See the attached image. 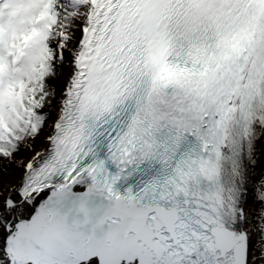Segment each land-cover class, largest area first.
Instances as JSON below:
<instances>
[{
  "label": "snow or ice",
  "instance_id": "snow-or-ice-1",
  "mask_svg": "<svg viewBox=\"0 0 264 264\" xmlns=\"http://www.w3.org/2000/svg\"><path fill=\"white\" fill-rule=\"evenodd\" d=\"M0 264H264V0H0Z\"/></svg>",
  "mask_w": 264,
  "mask_h": 264
}]
</instances>
